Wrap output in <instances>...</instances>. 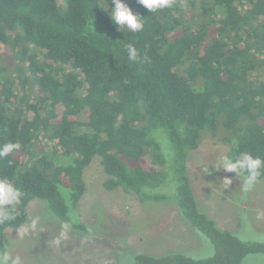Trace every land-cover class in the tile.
Wrapping results in <instances>:
<instances>
[{
	"label": "trees",
	"instance_id": "trees-1",
	"mask_svg": "<svg viewBox=\"0 0 264 264\" xmlns=\"http://www.w3.org/2000/svg\"><path fill=\"white\" fill-rule=\"evenodd\" d=\"M123 2L145 19L143 31H117L112 0H0V146L20 145L0 157V178L23 193L15 218L0 222V250L34 199L84 230L69 213L99 157L105 189L173 201L215 249L204 259L138 254L133 264H243L264 254V242L242 241L199 209L188 169L207 136L232 161L264 160V0H174L154 13ZM127 44L140 62L127 59ZM258 171L252 181L264 179Z\"/></svg>",
	"mask_w": 264,
	"mask_h": 264
},
{
	"label": "rangeland",
	"instance_id": "rangeland-1",
	"mask_svg": "<svg viewBox=\"0 0 264 264\" xmlns=\"http://www.w3.org/2000/svg\"><path fill=\"white\" fill-rule=\"evenodd\" d=\"M228 150L224 142L207 136L190 154L188 169L198 207L219 229L245 242H264V179L248 184L246 176L220 169ZM144 167H152L149 157ZM84 179L86 192L69 213L70 220L84 230L71 225L67 239L61 238L65 222L45 202L34 199L25 225L5 232L4 244L13 260L18 264H133L138 254L213 256L212 242L178 215L173 201L141 203L122 190L108 191L99 157L86 168ZM33 220L37 221L34 229ZM24 226H28L26 233L21 231ZM243 264H264V254H249Z\"/></svg>",
	"mask_w": 264,
	"mask_h": 264
},
{
	"label": "clouds",
	"instance_id": "clouds-1",
	"mask_svg": "<svg viewBox=\"0 0 264 264\" xmlns=\"http://www.w3.org/2000/svg\"><path fill=\"white\" fill-rule=\"evenodd\" d=\"M137 3L142 5L149 12L154 13L158 10L172 7L174 0H137ZM113 7L107 5V17L111 23L116 26L117 31L125 28L130 32L136 33L143 31L145 19L139 14H135L133 10L123 0H112ZM127 59L131 62H140L141 55L139 50L133 44L125 46ZM20 145L18 143L9 142L0 146V157L8 156L14 151L18 150ZM264 168V160L260 158H253L248 153H242L236 160L232 161L228 157H222L220 169L226 172H235L237 175L244 170L249 172L246 178V183L251 181L259 174V169ZM223 181L231 182V179L225 178ZM23 193L14 186L12 181L7 178H0V222L9 221L15 218L14 213L17 206L21 203ZM75 222V220H73ZM37 221L33 220L30 227L35 228ZM63 231L61 238L67 239V233L71 228L70 223L62 225ZM23 233L28 231V226H24L21 230ZM60 241L57 240L56 243ZM0 264H18V260H13L8 251H0Z\"/></svg>",
	"mask_w": 264,
	"mask_h": 264
}]
</instances>
